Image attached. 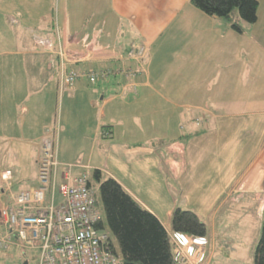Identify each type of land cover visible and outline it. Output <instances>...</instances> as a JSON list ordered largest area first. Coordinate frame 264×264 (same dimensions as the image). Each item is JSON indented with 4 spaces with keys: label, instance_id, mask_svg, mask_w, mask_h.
<instances>
[{
    "label": "crops",
    "instance_id": "0c3cea01",
    "mask_svg": "<svg viewBox=\"0 0 264 264\" xmlns=\"http://www.w3.org/2000/svg\"><path fill=\"white\" fill-rule=\"evenodd\" d=\"M257 2L255 25L264 20V0ZM53 9L54 0H0L10 12L5 24L16 26L11 41L24 44L0 51V209L9 204L1 190L16 194L15 179L38 186L41 139L57 125L58 182L68 171L92 186L98 170L169 236L172 212L185 209L177 204L194 198L200 205L189 209L206 226L197 264H245V250L253 260L264 209V72L256 66L263 32L248 48L245 23L239 33L190 0H57L53 35ZM139 47L145 55L129 58ZM62 62L80 74L73 84L61 85ZM87 71L109 75L92 83ZM201 91L215 93L184 99ZM171 121L180 132L168 130ZM227 196L239 206L218 220L214 204Z\"/></svg>",
    "mask_w": 264,
    "mask_h": 264
},
{
    "label": "built area",
    "instance_id": "2783aa9c",
    "mask_svg": "<svg viewBox=\"0 0 264 264\" xmlns=\"http://www.w3.org/2000/svg\"><path fill=\"white\" fill-rule=\"evenodd\" d=\"M60 50L64 58L65 52ZM145 53V48L139 47L131 48L127 55L140 59ZM104 74L89 71L87 77L93 82ZM77 76L74 71L66 72L61 63L62 86L73 84ZM57 137L58 128L46 132L41 139L38 186L16 194L9 185L2 188L9 204L0 209L5 228L0 247L15 246L22 253L36 251L37 264H122L112 250L109 236L97 228L101 214L86 175L71 179L67 171L58 182ZM170 242L175 264H187L191 257H201L199 248L206 239L172 233Z\"/></svg>",
    "mask_w": 264,
    "mask_h": 264
},
{
    "label": "trees",
    "instance_id": "16d2710c",
    "mask_svg": "<svg viewBox=\"0 0 264 264\" xmlns=\"http://www.w3.org/2000/svg\"><path fill=\"white\" fill-rule=\"evenodd\" d=\"M190 2L207 16L229 21L231 27L239 33L242 32L239 21L246 24L255 23L257 19V0H190ZM65 71L70 72L66 69ZM74 72L79 78L80 74ZM88 72L83 74L87 77ZM108 75L109 73H105L99 80ZM93 177L98 183L108 228L119 243L122 264H175L169 233L159 219L142 207L113 178L101 180L98 170L94 171ZM102 227L101 223L97 225L98 229ZM170 228L173 233L195 237H205L206 234L205 224L190 209H174ZM112 250L114 252L113 246ZM253 264H264V209Z\"/></svg>",
    "mask_w": 264,
    "mask_h": 264
},
{
    "label": "rangeland",
    "instance_id": "374dc122",
    "mask_svg": "<svg viewBox=\"0 0 264 264\" xmlns=\"http://www.w3.org/2000/svg\"><path fill=\"white\" fill-rule=\"evenodd\" d=\"M51 7V6H50ZM8 13L10 12H5V11H0V39H2L3 42H0V51L2 50H13L15 48H18V47H22L24 46V44H19V43H14L12 42L11 40H13L14 36H15V29H16V26L13 27V31L11 30L10 27H8L7 24H5V21L2 19V17L5 18V15H8ZM41 13V12H40ZM49 13L52 14L53 16V19H54V30L51 29L53 31V35H54V32L56 33L57 31V0H54V9L53 11L49 10ZM16 15L17 17V20L20 21L21 24L25 25L26 23L28 24V21L25 20L24 18L18 16L17 14H14ZM51 18V16H50ZM239 24L241 26H243V22L242 21H239ZM51 25H53V20L51 18ZM18 30V29H17ZM50 30V32H51ZM263 32V33H262ZM245 33L248 37V48H250L251 46V39L253 36H261V33H262V44H263V50L261 51L260 55L257 54L256 56V66H258L259 68H262V72L260 75H262V73L264 72V20H259L256 25L254 23H246V27H245ZM52 33L49 34V36L51 35ZM253 46V45H252ZM62 49V48H60ZM58 50L59 51V54L62 55V52L61 50ZM63 50V49H62ZM249 50H254V49H249ZM252 55V54H251ZM250 62V61H249ZM260 71V69H258ZM259 80H262V76L259 77ZM264 83V81H263ZM236 94H243V95H247L248 97V93L249 91H242V92H239V91H234ZM197 95L195 97H193L191 94H196ZM215 92H183L184 94V99L187 100V98L189 99H194L192 101H189V102H192V103H198L199 100L204 97L205 95H209V96H213ZM258 94L262 95L263 92L259 91L257 92ZM264 97V96H263ZM230 100H233V99H230ZM228 101V100H227ZM173 109L174 108H167L168 112L172 111L173 112ZM211 109V107L209 108ZM232 110H235L236 108H231ZM197 124L199 126L198 129H202L204 125H207L206 121L204 120H200V121H197ZM168 125V130L169 131H173L176 127V131L180 132L179 130V127L181 124H176L174 121H171ZM58 126L56 125L55 128L53 129H56ZM195 127V125H194ZM196 128V127H195ZM187 129L186 127H184V130L183 132H185ZM73 148L75 147V143L72 144ZM34 150V149H33ZM33 153V151H32ZM34 159L31 160V162H33ZM235 171H237V168H235ZM92 173L90 174L89 176V179H90V182H91V187L94 191V197H95V200H96V204H97V208L99 209V212L101 214V221L104 225V231L108 233V235L110 236L112 242H113V245L115 247V250H116V255L118 258H120L121 256V250H120V246H119V243L117 242L116 238L114 237V235L112 234V232L110 231V229L108 228V225H107V221H106V218H105V213H104V209H103V205H102V202H101V198H100V194H99V189H98V183L93 179V176H92ZM102 179H105V177L103 176ZM28 181V180H27ZM25 180L23 181H20L18 182L16 179L14 181V186L12 187L13 190L17 193L19 192L20 190H23V189H26V188H29L30 187V182H27ZM231 190V189H230ZM225 201H227L225 203ZM162 204H166V203H162ZM177 205H181L182 208H185V209H193L194 206H199L200 204H197V203H194V198H191V200L187 203V202H184L183 204H177ZM238 202L237 201H234V198L233 196H231L229 199H228V196L222 200V202H216L214 204V207L217 210H220L219 212V218L218 220H220V218L222 217L223 213L224 212H227L229 211L231 214L233 213V211L235 209L238 208ZM190 209V210H191ZM194 211V210H193ZM256 214V213H254ZM253 215H250L249 218L253 217ZM255 221V217H253L252 219V222L254 223ZM5 234V228H4V225L2 223V221H0V237H2L3 235ZM187 236H191L189 234H186ZM205 245L201 246V247H204ZM199 252L201 253V257H202V250L201 248H199ZM200 258H190V260L188 261L187 264H197V262L200 261ZM28 261L29 264H37V252L36 251H29V250H26V252L22 253L21 250L19 249H16L15 246H7L6 248H1L0 247V264H20L22 263L23 261ZM244 263L245 264H253V260L251 258V256H248V251L245 250L244 252Z\"/></svg>",
    "mask_w": 264,
    "mask_h": 264
},
{
    "label": "water",
    "instance_id": "95a60500",
    "mask_svg": "<svg viewBox=\"0 0 264 264\" xmlns=\"http://www.w3.org/2000/svg\"><path fill=\"white\" fill-rule=\"evenodd\" d=\"M20 264H29V263H28V261L25 260V261H23V262L20 263Z\"/></svg>",
    "mask_w": 264,
    "mask_h": 264
},
{
    "label": "clouds",
    "instance_id": "9594fccd",
    "mask_svg": "<svg viewBox=\"0 0 264 264\" xmlns=\"http://www.w3.org/2000/svg\"><path fill=\"white\" fill-rule=\"evenodd\" d=\"M179 234H181V233H179ZM182 235H186V234H182ZM205 238V237H204Z\"/></svg>",
    "mask_w": 264,
    "mask_h": 264
}]
</instances>
